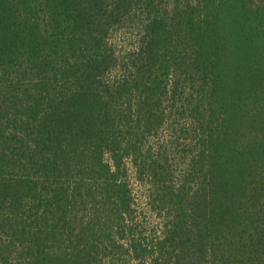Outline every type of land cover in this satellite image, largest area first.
<instances>
[{
  "label": "trees",
  "instance_id": "trees-1",
  "mask_svg": "<svg viewBox=\"0 0 264 264\" xmlns=\"http://www.w3.org/2000/svg\"><path fill=\"white\" fill-rule=\"evenodd\" d=\"M0 264H264V0H0Z\"/></svg>",
  "mask_w": 264,
  "mask_h": 264
}]
</instances>
